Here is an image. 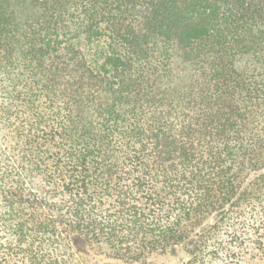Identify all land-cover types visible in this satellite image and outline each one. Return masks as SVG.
I'll return each mask as SVG.
<instances>
[{
  "label": "trees",
  "instance_id": "obj_1",
  "mask_svg": "<svg viewBox=\"0 0 264 264\" xmlns=\"http://www.w3.org/2000/svg\"><path fill=\"white\" fill-rule=\"evenodd\" d=\"M185 243L264 264V0H0V264Z\"/></svg>",
  "mask_w": 264,
  "mask_h": 264
},
{
  "label": "rangeland",
  "instance_id": "obj_2",
  "mask_svg": "<svg viewBox=\"0 0 264 264\" xmlns=\"http://www.w3.org/2000/svg\"><path fill=\"white\" fill-rule=\"evenodd\" d=\"M213 220L208 221L205 228H203L200 232L207 228V226L211 225ZM74 249L82 257H88L93 262H100L105 263L107 262L106 259L96 258L93 253L90 251L88 245L86 244L85 240L82 238L76 237L73 240ZM189 248L190 243H185L181 245H177L172 247L167 253L165 254H158L150 257L148 260L133 263V264H186L190 258L189 255Z\"/></svg>",
  "mask_w": 264,
  "mask_h": 264
}]
</instances>
